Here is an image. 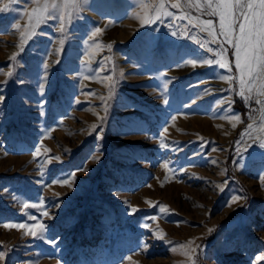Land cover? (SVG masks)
<instances>
[{
  "label": "rangeland",
  "instance_id": "1",
  "mask_svg": "<svg viewBox=\"0 0 264 264\" xmlns=\"http://www.w3.org/2000/svg\"><path fill=\"white\" fill-rule=\"evenodd\" d=\"M199 3L0 0V264H264V71Z\"/></svg>",
  "mask_w": 264,
  "mask_h": 264
},
{
  "label": "snow or ice",
  "instance_id": "2",
  "mask_svg": "<svg viewBox=\"0 0 264 264\" xmlns=\"http://www.w3.org/2000/svg\"><path fill=\"white\" fill-rule=\"evenodd\" d=\"M16 2V0H13ZM75 0H71L74 3ZM58 7L56 3L49 5L45 3L43 7L37 4L36 9L32 13H29V26L39 25L43 23L44 20L48 18L55 19L56 17L52 15L55 9ZM165 5L161 3L159 5L160 9H163ZM172 8L180 9V3H172ZM198 11L212 17L218 18V28L213 24L211 20L205 21L200 19L198 16L194 27H199L201 31L207 33L209 37L212 38V42L216 43L217 39H220L221 45L229 44L234 50L235 56V68L239 73V86L241 89H245L251 92V84L261 75L264 71V0H203V3L196 4ZM9 11V5H5L0 8V12ZM164 15L172 16L170 12H164ZM161 16L157 14L155 16L156 20H159ZM181 22H184L186 18L185 15H180L177 17ZM61 31L64 30L63 18L61 15L60 19ZM100 35V29L97 28L95 32L91 34L89 39H93ZM222 38V39H221ZM110 47V46H109ZM197 62L193 61V64ZM221 68H225V64L222 61H217ZM47 68V65H45ZM45 73V80L46 83ZM41 94L44 92V84H41L40 88ZM3 98L0 97V100ZM257 104L261 101L257 100ZM252 127L251 125L249 126ZM102 138V134L98 136ZM163 146V145H162ZM264 147V143L261 144ZM59 160V157H55ZM58 183H65L64 181ZM239 199V197H237ZM27 207V205H25ZM133 212L135 209L132 210ZM44 215H48L47 212ZM5 228H16L21 229L27 227L24 224L19 226L15 224H5ZM37 229L43 230V225L37 223L35 227H28V232L32 236L36 237L38 235Z\"/></svg>",
  "mask_w": 264,
  "mask_h": 264
},
{
  "label": "trees",
  "instance_id": "3",
  "mask_svg": "<svg viewBox=\"0 0 264 264\" xmlns=\"http://www.w3.org/2000/svg\"><path fill=\"white\" fill-rule=\"evenodd\" d=\"M235 108L237 109V110H239V111H243V108L242 107H240L241 105H240V103L239 102H237L236 104H235Z\"/></svg>",
  "mask_w": 264,
  "mask_h": 264
}]
</instances>
